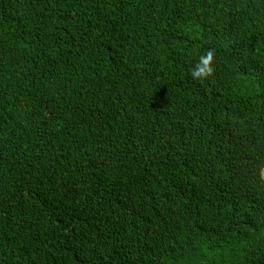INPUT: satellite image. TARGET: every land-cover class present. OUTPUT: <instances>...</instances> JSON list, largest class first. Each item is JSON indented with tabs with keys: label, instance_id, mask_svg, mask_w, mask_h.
I'll return each mask as SVG.
<instances>
[{
	"label": "trees",
	"instance_id": "1",
	"mask_svg": "<svg viewBox=\"0 0 264 264\" xmlns=\"http://www.w3.org/2000/svg\"><path fill=\"white\" fill-rule=\"evenodd\" d=\"M263 169L264 0H0V264H264Z\"/></svg>",
	"mask_w": 264,
	"mask_h": 264
},
{
	"label": "clouds",
	"instance_id": "2",
	"mask_svg": "<svg viewBox=\"0 0 264 264\" xmlns=\"http://www.w3.org/2000/svg\"><path fill=\"white\" fill-rule=\"evenodd\" d=\"M214 71V57L211 51L206 55H201L199 62L191 70V75L196 80L208 79Z\"/></svg>",
	"mask_w": 264,
	"mask_h": 264
},
{
	"label": "rangeland",
	"instance_id": "3",
	"mask_svg": "<svg viewBox=\"0 0 264 264\" xmlns=\"http://www.w3.org/2000/svg\"><path fill=\"white\" fill-rule=\"evenodd\" d=\"M263 177H264V169H263Z\"/></svg>",
	"mask_w": 264,
	"mask_h": 264
}]
</instances>
